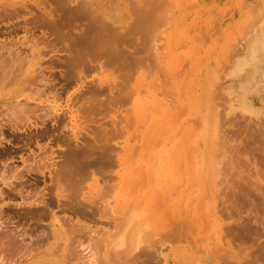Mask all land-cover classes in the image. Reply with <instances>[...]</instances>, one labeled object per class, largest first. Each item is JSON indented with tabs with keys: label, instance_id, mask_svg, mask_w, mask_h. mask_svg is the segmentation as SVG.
<instances>
[{
	"label": "rangeland",
	"instance_id": "obj_1",
	"mask_svg": "<svg viewBox=\"0 0 264 264\" xmlns=\"http://www.w3.org/2000/svg\"><path fill=\"white\" fill-rule=\"evenodd\" d=\"M7 1L11 2L10 0H0V4H1L0 5V62L2 59L5 60L3 56H5V55H6V57L10 56V53L11 52L13 53L15 50L16 51L20 50L19 52H21L20 53L21 55H23V54L26 55V53H28L29 55L32 53V55L30 56L31 57V60L29 61L30 64H29V66L25 65L24 66L25 69L17 67V66L15 68V66L11 65L12 63L10 62V60L7 59V61L10 62L8 64L11 65V67L8 66L9 68H11L10 70L7 67V71H9L8 74H6V76H4V70L3 71L0 70V77H2V78L5 77L0 82V88H2V90L0 91V128L2 127L1 128L2 131L0 129V132H2V134L0 133V153H6V155L8 154V157H9V158H5V156L0 157V170H1V172H0V174H1L0 175V186H1L0 189L2 188L3 191L4 190L6 191L9 188L8 185L5 184L6 182H8L6 180L8 178V180L10 182H13L15 184L19 183L23 187V192L26 195L31 190L32 191V192H30L31 196H33L37 193L38 195L36 194L35 196H33L34 198L35 197L37 198L41 195V194H39L42 192L41 190L44 189L42 192L43 197H50L51 198L52 197L51 194H53L54 192H56L58 190L56 184L52 183L53 181L55 182V178H54L55 176H53V175L55 173V169L58 168L57 162L63 158L62 156H60L61 153H58V154H56V153L62 152L65 149V145H62V143L60 144L59 142L56 143L55 137L57 135H60L61 131H62V134H64V133L66 135L69 134L70 131H68V129L70 127L73 128L76 125L77 126L76 129H74V128L73 129L76 131L80 130L81 133L82 132L84 133V132L88 131V128L92 127L91 125L100 126L99 125L100 123H104L106 121V123L108 122L109 127L106 126L108 128H106V127L105 128L109 129L111 127L110 129L115 130V132H113V135L114 136L120 135V137L122 139H121V141L119 140L117 142V146L119 145L121 148V149H119L120 151L118 150V148H119V146H118L113 152V155L115 156V158H114L115 163H113L114 165L111 167H107V168L101 167L102 169L100 168V170L103 173L100 170H98L99 172L98 173L95 172L96 175H91V177H88L86 183L84 184L85 186L83 185L84 189L82 188L83 189L82 195L84 196V198H82V199L80 198L79 201L82 202L83 204L84 203L86 204L91 215L86 217L88 220L85 218H83V220H82V218H79L78 220L80 223L76 222L79 225L78 227H76V230H75V228L72 229V228H69L68 226L67 227H65V226L61 227L62 225L59 226V223L56 222L52 217H49V218L45 217V218H43L44 220H42V222L39 220L35 221L32 219H30V220L24 219L22 214L19 212L23 213V211L27 207H25L26 205H23V204L21 206H19V203H21L22 200L19 197L15 199V197H17L19 194H16V193L14 194L13 190H11V192H10V188H9L7 190L8 193L9 194L12 193L11 195L15 196L12 200L8 201L7 195H6V198H5V196L1 195L3 197V200H4V198H5V200L4 201L0 200V205H2L1 206L2 209L0 208V218H2V219H0V238H1L0 239V264H10V263L11 264L12 263L13 264H60L61 262H62L61 264H73V263L74 264H79V263L84 264V262L87 263L88 260L90 262V263L88 262V264L93 263V260H95L93 264H105V263H107V262H105L107 260H108L107 264H110V263L114 264V262L116 264H127V263L128 264H136L138 262V260H139V262L137 264H140V262H141V264H161V262H159V261H162L163 264L165 263V261L167 264H247V263L251 264V261L253 262L252 264H264V250H262V249H264V248H262V247H264V214H262V213H264V210L258 211L260 209L258 204H257L258 205V208H257V206L255 207L254 205H251L248 202L239 204L236 202L235 199H234L235 203H232V202H234V201H232L233 198L228 197V195L226 196V194L225 195L222 194V191H221L222 188L220 187L221 185H224L222 180L224 181V179H225V181H227L231 177L232 174H230V173L228 174V172L233 173L232 168L233 167L236 168L235 164H233L234 166L232 168H230L231 170L229 169V166L226 167L227 166L226 162H225L226 164L223 163L225 165L224 166L225 168L222 167L223 166V164H222L221 175H225V176L224 177L220 176L224 179L220 178L222 180H219L218 182H220V183L222 182V183L219 186L220 183L217 182L218 185H215L216 184L215 181L211 180L212 178L205 175V172L203 171L204 162L201 161L204 158L203 157L204 154H205V157L206 156L210 157L209 155L211 153L218 151L219 144H220V146H219L220 150L224 151L221 143L223 144L224 141L230 142L234 139L233 140L234 144L239 143V145H240V143H241V146H242L241 149L239 148V145L237 146V148L240 152L244 146V149L242 150L243 153L238 152L239 154L237 153V155H240L241 158L243 156V158L246 159V161L247 160L249 161V166H247V167H248V169H250V171L254 175V176L252 175L251 179H252V181L255 180L256 183H259V185H258L259 187H255L256 190L258 188H260V190H261V192H257V193H262L259 196H264V151H261L262 149H260V146H262L261 145L262 142H258L256 140L255 143H252L253 145L249 146V145L245 144L244 142H241V141H243L244 138L238 137L239 132L237 133L238 135L237 134L233 135V133L230 129V128H232V125L227 124L228 125L227 126L225 124V122H226V120H224L225 118L223 117L224 118L223 119L220 116L221 114H223V112L220 113V115H219V111L221 112L222 110H224V104L219 103V102L223 101L221 95L223 94V92L225 93V90H223V92L220 90L223 89L224 87L221 86L222 87L221 88L219 86V88H218L219 91H217V88H215L216 85H220L222 83L221 85L224 84V86L226 87L225 88L226 92L228 90L230 91L231 87H232L231 90L235 91L233 93V95H235L237 92H239L238 91L239 87H236V86L237 85L240 86L238 83H240L241 76H237V78L239 79V82H238V79L236 78V76H233L231 74V70H232L231 66L234 63L233 59L235 58V56H236V58H238V56L240 55L238 52L241 50V47L239 44L240 41H242L241 39H245L246 38L245 35H249L248 33H251V31H252L251 29H253L252 26H254L253 23L256 22V20H257V19H253L255 12L253 13V11H251V10H253V8H254V11H255V9L257 8L256 9V12H257V10L264 8V5H262V3H264L262 1H264V0H178V1L168 0V3L165 0L163 5H162V8H164V9H162V10L166 11V12L168 10L170 12V18L171 19H168L169 24L167 23L165 25V23H164V25H161L162 28H161V26H160V28L156 27V30H154L155 28L151 31L149 29L148 30L146 29L147 33L150 31L149 33L151 34V36L149 35V33H148L149 36H146L147 33H145L146 31L143 30V31L139 32V34L137 33L138 35L133 36L132 37L133 39H131L132 41L130 40V42H129V45L131 43L133 46V47L131 46V48L136 49L135 47H138L137 48L138 51L133 50V49L132 50L136 51V53H139L140 56H142L141 53L144 50L146 51V52H143L144 54L142 53L144 56L147 53V55L145 57H143L144 60L148 56L146 59L147 61L145 60L146 61L145 65L137 70V72H136L137 76H134V79L130 82V87L131 86L135 87L137 90V93H138L136 96H134L135 101L132 99L133 97L129 98V100L131 101V106L129 103H125V102H124L125 104L124 103H115V104L109 105V106H108V104H106V107L112 106V107H110L111 110H108L110 108L106 109L105 106H102V108L100 107L103 110V112L101 109L98 110L99 111L98 114H97V110L95 111L96 115H99L100 112H102L99 115L100 117L98 116L99 118L98 117L95 118L96 115L94 114V112H92V113L90 112L89 113L90 116H89V114H88L89 111L83 112V113H82V111L81 112L75 111V109L74 108L72 109V107L70 105L73 101H70V100L74 99L73 97L75 95V91L77 93L82 88L81 86H83L86 83L85 81L88 82L92 78L100 79V80L104 79L103 80L104 82H105V79L107 82L109 80H112V82H114V79H116L117 81L116 80L115 81L117 83H120V82H118V79H120V78L119 77L116 78L117 75L115 73H117V72L110 70V69H112L110 66H109L110 69H108L109 67H107L106 65L104 66V68L102 67L103 70L101 72L100 70H98L99 68H96V65L97 64L99 65V63H97L98 61L97 62L95 61V63L93 62L95 67H94V65H92V63L90 64V68H92L91 70L88 69L90 72L88 70H86L87 69L86 68L84 70L82 69L83 72L81 70L80 74H78L79 73L78 71H77V73L73 72L70 74V76H71L70 81L71 82L74 83L76 80H78V81L76 82V84L74 83L73 85L69 86L66 89V91H64V93H63V90L60 91L63 93L62 94L63 98L59 99L60 101L55 99V98H50V99L47 98V94H43V93L39 94V93L35 92L33 87L36 86L34 84L39 83V81L36 79L39 75L41 76V74L39 72H42L44 70V68L48 65L47 63L49 62V60H48L49 57L53 58V59L55 58V57H53V55L55 54L54 52H55L56 48L59 47V49H61L63 45L60 47V45H61L60 43H57V44L55 43L56 45L59 44V46L58 47L55 46L53 48L55 50L53 52H51L53 50V49H50V48H52L51 47L52 45H50L51 40H49L51 37L47 36V34H44L46 32V30L44 31V33H42L43 31H41L39 26L33 24V22L29 23V21H28L31 19L33 14H35V10L37 13L38 12L37 10L40 9V6L43 7V4H42L43 2H41L42 0H20L23 3H19L20 6H19V4H18V6H17V4L15 5L16 7H18L19 10H17L18 11L17 13L14 12L13 15L3 14V12H4L3 9L5 7L6 8L9 7V9L12 8L9 5L7 6V4H8ZM95 1L98 2L99 5L103 9L107 5V10L110 13V15L112 16V14H113L115 16V18L120 22V24L123 23V21L126 19V15H125L126 13L125 12H126V10L128 11V9H129V6H127L128 9H126L127 3H129L130 6L132 5L131 6L132 8H133V6H135L132 2L133 0H130V1L127 0L126 3L123 2L124 0H120V1L119 0H95ZM112 1H113V3H112ZM121 1L123 2V4H121ZM172 1H175V2H172ZM187 1L188 2L190 1V2L188 3ZM185 3L186 4L188 3V4L185 5ZM3 4H5V5H3ZM39 4H40V6H39ZM245 4H247V5H245ZM23 5H26V6L28 5V7L27 8L21 7ZM33 5H35V6H33ZM131 7H130V9L132 10ZM33 8H36V9H33ZM181 8H184V9H181ZM174 9H175V11H174ZM213 9H214V11H213ZM212 11L214 12L213 14H211ZM173 13H174V15H173ZM217 13H219V14H217ZM124 15H125V17H124ZM172 15L175 17V19ZM255 15H256V13H255ZM247 16L250 17L251 19L248 18ZM249 20H251V21L254 20V22L253 21L251 22ZM251 24H252V26H251ZM32 26H33V28H32ZM248 27H249V30H251V31H248ZM250 27H252V28H250ZM243 29H245V31ZM246 31H248V32H246ZM240 32L244 38L241 36ZM242 32L243 33L246 32V33L243 34ZM32 33H33V35H32ZM218 33H220V34H218ZM25 35L29 39L31 38L30 36H32L33 39L31 38L29 40L28 38L23 37ZM205 35L207 37H205ZM236 35H238V36H236ZM21 36L23 38H21ZM39 36L43 37L44 39H42V38L40 39ZM203 36L205 39L203 38ZM148 37H151V38L148 39ZM190 37H191V39H189ZM143 39H145V40H143ZM146 39H148L149 42ZM151 39H153L155 42ZM234 39H235V41H234ZM237 39H240V40L238 41ZM40 40L42 42H40ZM43 40L46 43L45 42L43 43ZM203 40H204V42H203ZM48 41H50V43ZM46 44H47V46H46ZM48 44L50 46H48ZM62 44H64V43H62ZM190 44L193 47H189ZM53 45H54V43H53ZM150 45L152 47H149ZM64 46H66V45H64ZM227 46L228 47L231 46L229 48L230 49L232 48V49L229 51V48H227ZM18 47H20V48H18ZM29 47H31V48H29ZM145 47L148 50L144 49ZM195 47H197V49H195ZM17 48H18V50H17ZM28 48L31 50H29ZM140 49H142V50H140ZM151 49L152 50L155 49V50H153L154 52H152ZM233 49H235V51H238L235 55H234L235 52ZM47 51L49 53H44ZM56 52H59V50H57ZM61 52H63V51H61ZM151 53L154 55V59H152L153 56L150 55ZM154 53H158V54H154ZM28 54H27V56H28ZM38 54H40V55H38ZM46 54H48V55H46ZM56 54H59V53H56ZM156 55L158 56L157 57L158 59L156 58ZM221 56H222V59H221ZM159 58L161 59L160 61L164 63V67L166 66L165 69L163 68L164 69V70H162L163 72L160 71L162 68H161V64L159 63L160 62ZM226 58L228 60L230 59L229 61H231V62H228V60ZM231 58H232V60H231ZM151 59H152V61H150ZM154 60L156 62L158 61L159 65H160V70L156 69L157 71L159 70L158 72L156 71L157 75L159 73V79L157 78V81H156V78H154V77H153L154 80H151L152 76L155 75V73H153L154 74L153 75L151 71H155L154 68L155 67L157 68L156 65H158V64H156V62ZM236 60H235V62H236ZM7 61L5 64L6 66H7ZM43 62H46V63H43ZM147 62L148 63L150 62L151 65L154 62L155 64H153L152 66L154 67V65H155V67L153 68L149 64L150 67L153 69L148 68L149 65ZM43 65L45 66L44 68H43ZM147 65H148V67H147ZM229 65H230V71H228ZM35 68H36V71L34 70ZM145 68H146V70H145ZM147 68L149 70H151L150 75L152 74V76L147 75L149 73V72H147L148 71ZM12 69H15V71H13ZM57 69L61 70L60 72L62 74L59 73V70H57ZM11 70H12V73H11L12 75H10ZM46 70L47 69H45L44 71H46ZM52 70H54L53 72H54V74H56V77H54L55 79L62 78L61 77V75H63V72H62L63 68L62 67H61V69L59 67H57V68H53ZM225 70H227V72H224ZM48 71L50 74L51 73L50 69ZM55 71H57V72H55ZM112 71L115 73H113ZM176 71H178V72H176ZM13 72H14V74H13ZM174 72H176V73L174 74ZM208 73H210V74H208ZM222 73H223V75H222ZM118 74H120V73H118ZM173 74L175 75V77ZM218 74H219V76H218ZM146 76L147 77L149 76L150 78H147ZM169 76L171 78H169ZM207 76L210 78H208ZM215 76H217V78H214ZM12 77H14V78H12ZM39 77H38V79H39ZM79 77L81 79H78ZM145 77H146V79H144ZM211 77H212L213 81L211 80ZM222 77L224 80L222 79V81H221L220 78H222ZM206 78H208V80ZM229 78H231V80ZM233 78L237 79V82H235V79H233ZM26 79H28V80H26ZM185 79H187V80H185ZM217 79H219V81L216 84L214 82V80L216 81ZM141 80H143V81H141ZM144 80H145L146 84L144 83ZM158 80H159V82H158ZM83 81L85 83H83ZM242 81H243V79H242ZM107 82H105L106 85L109 84L111 86H115V85H112L111 81L108 83ZM116 82H114V84H117ZM161 82H163V83H161ZM168 82H170V83L166 84ZM177 82H179V83H177ZM211 82H212V84H211ZM82 83H83V85H81ZM131 83H134L135 86ZM137 83L139 86H136ZM153 83H155L156 85ZM159 83H161L162 86ZM3 84H4V86H3ZM158 84H159V86H158ZM165 84L173 86V88L170 86L165 87ZM213 84H214L213 88H215V89H213V88L212 89H213V91H215V93H214L215 95H213L212 90H210L211 87L213 86ZM231 84H233L234 86ZM1 86H3V87H1ZM155 86H157V87H155ZM58 87H60V85ZM79 87H80V89H79ZM143 87H144V89H143ZM167 87H169L170 89L169 88L167 89ZM31 88H32V91H31ZM155 89H156V91H155ZM163 90L165 92H163ZM182 90H184V91H182ZM168 91H169V93H167ZM209 92L210 93L212 92L211 95ZM171 93H172V95H171ZM179 93H181V94H179ZM194 93H195V97H194ZM216 93H218V94H216ZM220 93H222V94L220 95ZM162 94H164V96ZM167 94H168V96H167ZM227 94H228V92L226 94H224V95H226V98L229 96ZM184 96L186 98H184ZM192 96H193V99L191 98ZM202 96H204V98ZM219 97L221 100H219ZM229 97H233V96L230 95ZM217 98L219 101L217 100ZM172 99H173V102H172ZM163 100L165 101V104H164ZM184 100H185V102H184ZM196 100H197L198 104H195ZM62 101H63V103H62ZM181 101H182V104H180ZM200 101L202 103L199 104ZM262 101H264V96H260V97L258 96L256 98V102L259 103L258 104L259 107L264 105V102H262ZM166 102H168V103H166ZM151 103H152V105H151ZM160 103H162V104H160ZM122 104H124V105H122ZM148 104H149V106H148ZM186 104H188V105H186ZM192 104H195V105H192ZM49 105H53L55 107L56 111H50V109L48 108ZM198 105H200L201 107L200 108L197 107ZM177 106L178 107L181 106V107L178 108ZM186 106H187V109H185ZM118 107H120V108L117 111ZM160 107H161V109H160ZM174 107H176V108H174ZM239 107H242V106H239ZM173 108L175 111L173 110ZM18 109L20 111L22 110L21 115H20V113H19V115L17 114V116L15 114V116H14L15 118L11 115V118H10V115L8 114V113H10L9 111L13 110L15 112H18L17 111ZM105 109L107 111H105ZM148 109H150V110L148 111ZM73 110H74V112H73ZM122 110H124V111H122ZM216 110H218L217 111L218 117L223 119L224 122H222V120L220 118H218L216 115V117L219 119V120H217V118L215 117L216 112H214ZM13 111H11V113ZM108 111H109V113H108ZM77 112H79L77 115L80 117V120L82 119L81 121L86 120V123H85L86 126H85V124L81 125L79 123L81 121H79V119H78L79 117L76 115ZM179 112H181L183 114H181V116H179ZM47 113H48V117H46V121H44V125H40V124H42V123H39L40 116H44V114L47 115ZM80 113H82V114L80 115ZM130 113L132 116L130 115ZM91 114H93V115H91ZM175 114H177L178 116ZM67 115H69V116L67 117ZM145 115L147 117H145ZM19 116H21V119L23 118V122H21L22 123L21 125H23V128L15 129V127H13L11 125V121L14 122L15 120L13 121V119H16V117L18 118ZM105 116H107V117H105ZM172 116L178 117V121H177L176 117H175L176 118L175 119ZM12 117H13V119H12ZM76 117H78L77 120H75ZM131 118H132V120H131ZM87 119L89 120L88 122H87ZM104 119H106V120H104ZM108 119H109V121H108ZM122 119L124 121L126 120L129 124L126 121L124 122ZM98 120H99V122H98ZM34 121L36 124L34 123ZM60 121H61V123H60ZM84 121L82 123H84ZM115 121H117L118 124ZM215 121H217V125L218 124L220 125V123H222V124L224 123L225 124L224 126L225 127L227 126L226 128L228 129V131L226 132L227 129L226 128L224 129L225 132L228 133L227 135L224 134V130L221 131V128L222 129L224 128L223 126L222 127L218 126L220 128V130H218V132H217L218 127H217ZM218 121H220V123ZM251 121H253V119H251ZM37 123L39 124L38 126H37ZM67 123L70 125L67 126V128H66V126H64V125H66ZM226 123H228V122H226ZM28 124H30L31 126ZM254 124H255V122H254ZM34 125H36V126H34ZM117 126H119V127L121 126V127L120 128L118 127L119 129H117L116 128ZM162 126H163V128H162ZM214 126H215V129H214ZM257 126H259V123L257 124ZM260 126H261V124H260ZM209 127H210V129H209ZM228 127H230V128H228ZM42 128H44L48 131L41 133L43 131ZM204 129L206 130V132ZM116 130H117V132H116ZM208 130H209V132H208ZM36 131L39 133H37ZM164 131H165V133H164ZM219 131H221V132H219ZM88 132L91 133L90 131H88ZM88 132H86L87 135L85 133H84L85 135L83 133L81 134L80 132H77V133H78L79 137H81L83 135L87 138L89 135ZM137 132H138V134H137ZM46 133H48V135H45ZM192 133H194L196 136L193 135ZM218 133L221 135H219ZM34 134H36V135H34ZM65 134L63 136H66ZM158 134L161 137L158 136V138H157L155 136ZM212 134L214 137V138H212V140H214V142H213L214 144H210V145H213V147H209V145L207 144V141L205 143V140L207 139V137L209 135L212 136ZM217 134L220 137L224 134L223 137L225 139L222 142L217 141L215 138V136ZM230 134H231V136L233 135V137L235 135H237V138H236V136H235V138L231 137ZM73 135L74 134H72L71 136H73ZM113 135L111 134V142L113 141V137H114ZM131 135H132V137H131ZM162 135H165V136H162ZM228 135H229V137H228ZM83 136H82V139L85 138ZM201 136H203V137H201ZM218 136H217V139L219 138ZM225 136H227V138ZM67 138H69V137L67 136ZM198 138H200V139H198ZM229 138H231V140H229ZM109 139H110V137H109ZM239 139L240 140L242 139V140L240 141ZM152 140H153V142H152ZM161 140H163L164 142L161 143ZM200 140H201V142H198L199 144L198 143L196 144V142L200 141ZM218 140H220V138ZM109 142H107V140H106L105 144L108 145ZM201 143L202 144L204 143L205 145L203 144L201 147ZM215 144H217L218 146ZM215 146H217V149L215 148ZM46 147H47V149H46ZM48 147L49 148L51 147V149L57 151V152L51 154L52 156H55L52 159H49V155H50V152L53 150L48 149ZM205 147H207L208 150ZM250 147H251L250 151H252V153H250V151H249ZM38 148H41V150ZM210 148H212V150ZM135 149L136 150L138 149L139 151L138 150L135 151ZM59 150H61V151H59ZM253 150L255 152H253ZM45 151H46V155H48L47 157L45 156V154H43ZM132 151H133V153H132ZM213 155H215V153ZM260 155H261V157H260ZM181 157H182V160H184V161L180 160ZM213 157H215V156H213ZM40 158H41L42 163L43 162L46 163V161H47V164L48 163L50 164L52 162H56V163L55 164L53 163V165L51 164V167L49 166V168H46V166H45L44 170L46 169V171L43 170L44 173H42L40 171L38 172V170H33V169L29 173L28 172L25 173V166H27V164H29V163H33V166H34V163H35L34 161H36L37 163L41 162ZM196 158H197V160H196ZM47 159H49V160H47ZM155 160L158 161V163L155 162ZM192 160L193 161L195 160V161L193 162ZM4 163H8L10 165L12 163L13 166L16 165L17 171L14 170L12 172H9L8 170H6L7 171L6 172L3 169ZM157 166H158V168H157ZM103 169H105V170H103ZM223 169H225L224 173H226V174H223V171H222ZM228 169H229V171H228ZM21 170L23 172V174H21L22 176L20 174H19L20 177H18V175H12L13 173H18ZM47 170L48 171L51 170L53 172V175H50V172H48ZM153 170L154 171L157 170V171L154 172ZM158 170H160V171H158ZM95 171H97V169ZM248 171L249 170H247L246 172H248ZM152 172H154V173L152 174ZM202 172H204V175ZM158 173H159V175H158ZM143 174H144V176H143ZM200 174H201V176L203 175L205 177V179H204V177H200ZM248 174H249V172H248ZM104 175H106V177H104ZM227 175H229L230 177L227 178ZM13 176H17V178H15ZM51 176H53L52 177L54 179L53 181L50 179ZM4 177H5V179H4ZM91 179H93V180H91ZM103 180H105V181L103 182ZM25 181H26V183H25ZM255 181H254V183H255ZM110 182H111V184H110ZM113 183L116 185H119V188H120V191L117 193L116 197H114V200H111V203L109 205L110 207H112L111 211L114 214L110 213L111 211L108 210L110 207H108V206L105 207V209L108 208L106 213H105V212H103V211H105V210H103L105 205L102 206L103 207L102 208L101 205H103V204H100L101 202L99 203V201H100L99 197L101 196V194L99 195V191H100L101 187L105 188V189H106V187L107 188L112 187ZM23 184H25V185L23 186ZM114 184H113V186H114ZM53 185H54V187H52ZM106 185H110V186H106ZM218 186L221 188L220 190H219ZM253 186H257V185L254 184ZM48 187H49V189H48ZM224 187H225V185H224ZM224 187H223V189H224ZM38 189H39V191H38ZM193 189H195V190L193 191ZM50 190H53V192L50 193ZM216 190H219V191H216ZM224 191H226V190H224ZM224 191H223V193H225ZM257 191H259V190H257ZM32 193H34V194H32ZM44 193L47 195H45ZM3 194H4V192H3ZM57 194H59V193L57 192ZM54 195L55 194H53V197L51 200H56L55 203H57V200L59 197L57 198L56 195L55 196ZM95 195L97 196V198ZM102 195H104V194H102ZM222 196H224V197H222ZM124 198H127V199L130 198L131 202L133 201L132 205L136 206L137 208H140V206L143 204L142 209L140 208L141 209L140 211H143V212L145 211L143 213V218H149V217L151 219L153 218L152 220L150 219L151 221H153L154 219H158V222L160 223V224L157 223V226L159 225L158 228H156L158 231L155 228H152V229H155V231L154 230L153 231L155 233L157 232L158 235L162 234L160 236H156V237H158V239L160 237L162 238L165 236L168 239L170 238L169 240L166 239V237H165V239L163 238L164 240H162V239L158 240L156 237H154L153 242L156 238L157 242L160 241V243L158 242L157 247L155 245V247L151 248V249H150V247H152V246H150L148 248V250L150 249L149 251L146 250L147 248L145 249L148 252L149 256H148V254L146 255L143 252L144 249H142V250L140 249L141 254L143 252V255H141V256H140L139 250H136V251L132 250L133 252L130 251V253L138 252V256L136 255V258L135 257L133 258V254H132V256H131L132 259L129 258V255L127 254V252L125 254L126 256L121 255V257L117 253L118 258L119 257L120 258L128 257L126 260H125V258H124V260H122V259H116L115 258L116 257L115 252H117L118 249L115 250L114 247H113V249L115 251H112L113 250L112 248L111 249L109 248V251L106 250L108 248L104 249L106 244H107V247L112 245V242H110L111 244L109 243V246H108V242H106L107 238L108 237L110 238V236H108L107 238H104V239H106V240H104L106 243L104 241H102L103 240L102 238L106 236L105 230L109 231V229H110V231H109L110 233L107 232L108 235L109 234L111 235V233H112V235L115 234V232L113 233L112 228H113V224L115 223V221L118 220L120 215H122V213H123V212H121L122 208H120V206H121V203L123 202ZM262 198H264V197H260V199H262ZM14 199H15V201H14ZM60 199L62 200V197H60ZM159 199H161V201H159ZM167 199H168V201H167ZM164 200H166V201H164ZM39 201H42V199L40 198ZM93 201H94V203L97 202V205L99 206V208L95 207L97 205L93 204ZM160 202L163 204H160ZM261 202H260V204L264 205V199H262ZM135 203H137V204L135 205ZM13 204H14V206H13ZM15 204L16 205L18 204L17 207H15ZM57 204H59V203H57ZM244 204H245V207H242V205L244 206ZM42 205H43L42 203H36L33 206H30L29 209H33L34 211H38L39 209L42 208ZM22 206H24V207H22ZM89 206H91L90 209H89ZM93 206H94V208H98V209L101 208V210L96 209L97 210L96 211L93 208ZM238 206H240V207H238ZM252 206L254 207V209L252 208ZM260 207H261V205H260ZM61 208H63V207H58V206L54 207L53 211H57L56 216H61L64 214V213L59 212ZM15 210H17V212L20 215L17 214V212H15ZM33 210H31V211H33ZM249 210H251V211H249ZM254 210H255V212H254ZM91 212H93L94 216L92 215ZM107 212L110 213L109 216H108ZM256 212H257V214H256ZM259 212H261V213H259ZM14 213H16V215H14ZM5 214L6 215L8 214V215L6 216ZM11 214H12V216H10V218H9V215H11ZM64 215H66V214H64ZM254 215H255V217L257 216V219L254 217ZM19 216H22L21 219H19L20 218ZM12 217H14L15 219L14 218L11 219ZM75 219H74V221H75ZM238 219H239V221H238ZM85 222H86V224H84ZM169 223L174 225L173 227H170L173 230H174V228L177 229V227L179 225L180 226L183 225V232L186 233L185 235H188V236L183 235V239H182V236H174V238H173V235L171 234L173 232V230L171 231V233H169V231H170V228H169L170 224ZM184 223H185V225L188 224V226H184ZM245 223L247 224V226L249 228L252 226L250 228L251 230H247L248 227L246 226ZM249 223L251 226L249 225ZM80 224L82 226H84L82 229H81ZM244 225H245V227H244ZM85 226H86V229L88 228L86 231L84 230V232H86V233H84L82 231L83 229H85ZM89 226H90V229H89ZM233 226H234V228H233ZM184 227H186V229ZM227 227L229 230L224 229ZM229 227H231V228H229ZM242 227L245 229L246 232L243 231L244 229ZM166 228L167 229L169 228V230L166 231L167 230ZM187 228L189 229V231ZM236 228H238L237 230H239V229L240 230L237 231ZM252 228H253V230H252ZM4 229H6V230H4ZM181 229H182V226H181ZM66 230H67V232H66ZM179 230H180V228L178 230H174V231H179ZM76 231H78V232H76ZM102 231H104V232H102ZM249 231H251V232H249ZM56 232H57V234H56ZM92 232L94 234V235L92 234L93 237H92V235H90ZM95 232H97V233H95ZM154 232H152V233H154ZM183 232H182V234H184ZM235 232H237V233L235 234ZM243 232H244V234H243ZM103 233L105 235H103ZM155 233H154V235H155ZM167 233H169L168 236L164 235ZM246 234H247V236H246ZM1 235H4V236H1ZM88 235H89V237H88ZM154 235H152V236H154ZM190 235H192V236H190ZM240 236H242V237H240ZM22 237H23V239H22ZM70 237H71V239H70ZM81 237H82V239H81ZM111 237H113V236H111ZM171 237L173 238L174 241L171 239ZM236 237H238V238H236ZM96 238H97V240H96ZM109 238H108V241L113 240L112 238H110V239ZM179 239L181 241H179ZM98 240H101L102 242L98 241ZM166 240L168 242H166ZM65 241H67L68 243L70 242L69 244L70 245L72 244L71 246L72 247L74 246L73 248L74 249L76 248L77 251H76V249H75V251L71 250L70 249L71 246H68L69 244ZM2 242H4V243H2ZM10 242L12 244H10ZM61 242H62V244H61ZM7 243H9V244L7 245ZM24 243L26 246L24 245ZM29 243H31V244H29ZM163 243L165 245H163ZM168 243H170V245L171 244L172 245L169 246ZM21 244H23L24 247H22L23 245H21ZM93 244H95V245H93ZM102 244H104V247ZM155 244H156V242H155ZM11 245H12V247H11ZM28 245H29V247H28ZM33 246L35 247V249L32 248ZM64 246H65V248H64ZM94 246L96 248L98 247V249H95ZM112 246H110V247H112ZM21 248H22V250H21ZM56 248H58L57 251L55 250ZM79 248L81 249V251H83L82 249L86 248L85 252H87V256L89 254H90V256L86 257V253L80 254L81 251L79 250ZM93 248H94L95 252H94ZM100 248H101V251H100ZM155 248H157V251H155V252H159L161 258L159 257V254H156L155 252H153L154 250H156ZM152 249H154V250H152ZM19 250H20V253H19ZM78 250H79V253H78ZM165 250H167V252ZM66 251H68V252H66ZM71 251L76 252V253L72 254ZM164 251L167 253V256L165 255L166 258H164L165 257ZM149 252H151V253H149ZM6 253H8V254H6ZM70 253H71V255H70ZM113 253H115V254L113 255ZM153 253L156 254V256ZM5 254H6V256H5ZM36 254H37V256H36ZM74 254H75V258H74ZM76 254H78V255H76ZM67 255H69L70 257L72 256L73 260H72V257L69 258V256H67ZM79 255H81V256L83 255V256L81 257ZM110 255H111V257H110ZM27 257H29V258H27ZM90 257H92L91 261L89 259ZM156 257L159 261L156 259ZM85 258H88V259H85ZM136 259H137V261H136ZM100 260H103V261H101L102 263L100 262ZM109 260L111 261L110 263H109ZM119 260H121V263ZM144 260L146 261V263ZM195 260H196V262H195ZM81 261H83V262H81ZM157 262H159V263H157Z\"/></svg>",
	"mask_w": 264,
	"mask_h": 264
},
{
	"label": "bare ground",
	"instance_id": "obj_2",
	"mask_svg": "<svg viewBox=\"0 0 264 264\" xmlns=\"http://www.w3.org/2000/svg\"><path fill=\"white\" fill-rule=\"evenodd\" d=\"M11 2H9V1H7L8 2V4H7V6L9 5L10 7H12L11 9H9V7L8 8H4L3 9V14H7V15H13L14 14V12L15 13H17L18 11L17 10H19L18 9V7H16L15 5L17 4V6H18V4L19 3H23V2H21L20 0H10ZM120 1V0H119ZM126 1L127 0H124L123 2L124 3H126ZM130 1V0H129ZM135 1V2H134ZM164 1L165 0H133L132 2H133V4L135 5V6H133V8L130 6V4L129 3H127V5H126V7L127 6H129V9H128V7L126 8V9H128V11L126 10V19L123 21V23H121L120 24V22L115 18V16L112 14V16L110 15V13L108 12V10H107V5H106V7L103 9L100 5H99V3L98 2H96L95 0H42L41 2H43L42 4H43V7H41L40 6V4H39V6H40V9H38L37 11V13H36V10H35V14H33V16L31 17V19L30 20H28L29 21V23L30 22H33V24H35V25H37V26H39V28L41 29V31H43L42 33H44V31L46 30V32L44 33V34H47V36H49V37H51L49 40H51V43H50V41H48L49 43H50V45H52L51 47L52 48H50V49H53L55 46H59V44L58 45H56L57 43H60L61 45H60V47L63 45H66V46H62V50L61 49H59V47L58 48H56V50L55 49H53L51 52H53L54 50H55V54L53 55V57H55L54 59L53 58H48V60H49V62L47 63L48 65L45 67L44 65H43V68H44V70L45 69H47L46 71H42V72H39L40 74H41V76L39 77V79H38V77L36 78L38 81H39V83H37V84H34V85H36L35 87H33L34 88V91L35 92H37V93H43V94H47V98H55V99H57V100H59V99H61V98H63L62 96V94L64 93V91H66V89L69 87V86H71V85H73L74 83L76 84V82L78 81V80H74L75 82L73 83V82H71L70 81V78H71V76H70V74L71 73H77V71L79 72L78 74H80V71L83 69H86V70H88V69H92V68H90V64L92 63V65H94L93 64V62L95 63V61L97 62V63H99V65L97 64L96 65V68H99L98 70H100L101 72H102V70H103V68H104V66L106 65L107 67H111L112 69H110V67L108 68V69H110V70H113V71H116L117 73H115V72H113V73H115L117 76H116V78L117 77H119L120 79H118V82H120V83H117L116 81V79H114V82H116L117 84H114V82H112V80H109L108 82H112V85H115V86H111V85H109V84H107L106 85V83L105 82H107L106 81V79H105V82L101 79H95V78H92V79H90L88 82L87 81H83V83H85L84 85H83V83L81 84V85H83V86H81L82 88L80 89V87H79V91L76 93V91H75V95H74V99L73 100H70V101H73L70 105H71V107H72V109L74 108L75 109V111H79V112H81L82 111V113L83 112H88V114L91 112H94V114L96 113L95 111L97 110V114H98V110H100L101 108H102V106H105L106 107V104H108V106L109 105H113V104H115V103H129L130 104V106H131V101L129 100V98L130 97H133L132 99L135 101V98H134V96H136L138 93H137V90H136V88L135 87H133V86H131L130 87V82L134 79V76H137L136 75V72H137V70L139 69V68H141L142 66H144L145 65V62L147 61L146 59H147V57H146V61L144 60V58L143 57H145L146 55H147V53L145 54V56L143 55L144 53L143 52H146L145 50L141 53V55L142 56H140L139 55V53H136V51H133V50H137V48L138 47H135L136 49H134V48H131V46H132V44L130 43V45H129V42H130V40L131 39H133L132 37L133 36H136V35H138L139 34V32H141V31H146V29L148 30H153L154 28V30H156V27L157 28H160V26L161 25H164V23H165V25L168 23L169 24V22H168V19H171L170 18V12L167 10V12L166 11H163L162 9H164V8H162V5H163V3H164ZM175 1H178V0H175ZM175 1H172V2H175ZM2 2V1H1ZM6 2V1H5ZM4 2V3H5ZM101 2V1H100ZM123 2L121 1V4H123ZM166 2L168 3V0H166ZM188 2V1H187ZM190 2V1H189ZM188 2V3H189ZM262 2H264V1H262ZM3 3V2H2ZM105 3V2H104ZM112 3H113V1H112ZM187 3V4H188ZM186 3H185V5H187ZM1 5V4H0ZM3 5H5V4H3ZM22 5V4H21ZM29 5V4H28ZM28 5L26 6V5H23V6H21V7H24V8H27L28 7ZM109 5V4H108ZM168 5V4H167ZM172 5V4H171ZM245 5H247V4H245ZM252 5V4H251ZM250 5V6H251ZM262 5H264V3H262ZM19 6H20V4H19ZM33 6H35V5H33ZM49 6V7H48ZM169 6V5H168ZM249 6V7H250ZM47 7V8H46ZM109 7V6H108ZM130 7L132 8V10L130 9ZM167 7V6H166ZM190 7V6H189ZM188 7V8H189ZM245 7V6H244ZM32 8V7H31ZM30 8V9H31ZM247 8V7H246ZM33 9H36V8H33ZM170 9V8H169ZM181 9H184V8H181ZM212 9V8H211ZM248 9V8H247ZM252 9V8H251ZM257 9V8H256ZM256 9H255V11H254V8H253V10H251V11H253V13L255 12L256 13V15H255V13H254V16H253V19H257L256 20V22H254V20H252L254 23H253V25L254 26H252V24H251V26L253 27V29H251V30H249V27H248V31H251V33H248L249 35H245V39H241L242 41H240V47H241V50L238 52V51H235V49H233L234 50V55L238 52L240 55L238 56V58H236V56H235V58L237 59H233V64H232V70H231V74L233 75V76H236V78H237V76H241V79H240V83H238L240 86H236V87H239V92H237L235 95H233V93L235 92L234 90H231L232 89V87H231V89H230V91L228 90L227 92H228V94L227 95H232L233 97H227L226 98V95H224V94H226L227 92H226V87L224 86V84L223 85H216L217 84V82L219 81V79H217L216 81L214 80V82L216 83H214L216 86H215V88H217V91H219V86L221 87H224L223 89H221L220 91H222L223 92V90H225V93L223 92V94L222 93H220V95L222 96V100L224 101H221V102H219V103H221V104H224V110H222L221 112L219 111V115H220V113H222L223 112V114H221L220 116L224 119V120H226V122H228V123H226L225 122V124L227 125H229V124H231L232 125V128H230V127H228V128H230L231 129V131H232V133H233V135L234 134H237L238 132H239V135H238V137H243L242 139H243V141H241L240 139V141L241 142H244L245 144H247V145H249V146H251V145H253L252 143H255L256 142V140L258 141V142H262V146H260V149H262L261 151H264V105H262L261 107H259V103L258 102H256V98L259 96H264V8H262V9H260V10H257V12H256ZM173 10V9H172ZM177 10V9H176ZM204 10V9H203ZM246 10V9H245ZM250 10V9H249ZM248 10V11H249ZM114 11V10H113ZM125 11V10H124ZM174 11H175V9H174ZM173 11V12H174ZM213 11H214V9H213ZM212 11V13L211 14H213L214 12ZM247 11V12H248ZM31 13V12H30ZM33 13V12H32ZM206 13V12H205ZM252 13V12H251ZM116 14V13H115ZM217 14H219V13H217ZM125 15H124V17H125ZM173 15H174V13H173ZM172 15V16H173ZM176 15V14H175ZM247 15V14H246ZM249 16V15H248ZM247 16V17H248ZM252 16V15H251ZM174 17V16H173ZM197 18V17H196ZM218 18V17H217ZM248 18H250V17H248ZM174 19H175V17H174ZM215 19V18H214ZM251 19V18H250ZM183 20V19H182ZM248 20V19H247ZM246 20V21H247ZM249 21H251V20H249ZM251 21V22H252ZM250 22V23H251ZM28 23V22H27ZM219 23V22H218ZM197 24V23H196ZM216 24V23H215ZM246 24V23H245ZM248 24V23H247ZM241 25V24H240ZM249 25V24H248ZM36 26V27H37ZM35 27V26H34ZM247 27V26H246ZM252 27H250V28H252ZM32 28H33V26H32ZM161 28H162V26H161ZM243 28V27H242ZM245 28V27H244ZM241 29V28H240ZM244 31H245V29H243ZM247 30V29H246ZM19 31V30H18ZM37 31V30H36ZM149 31V32H150ZM207 31V30H206ZM248 31H246V32H248ZM148 32V33H149ZM156 32V31H155ZM245 32V33H246ZM41 33V32H40ZM39 33V34H40ZM41 33V34H42ZM138 33V34H137ZM145 33H147V31L145 32ZM144 33V34H145ZM148 33H147V35L146 36H151V34L149 33V35H148ZM243 33V32H242ZM245 33H243V34H245ZM28 34V33H27ZM43 34V35H44ZM168 34V33H167ZM166 34V35H167ZM218 34H220V33H218ZM240 34H241V32H240ZM30 35V34H29ZM32 35H33V33H32ZM42 35V36H43ZM38 36V35H37ZM195 36V35H194ZM236 36H238V35H236ZM241 36H242V34H241ZM23 37H26V35L25 36H23ZM22 36H21V38H23ZM31 38H32V36H30ZM36 37V36H35ZM44 37V36H43ZM43 37H40L39 36V38L41 39H44ZM193 37V36H192ZM205 37H207L206 35H205ZM243 37V36H242ZM26 38H28V37H26ZM25 38V39H26ZM30 38V39H31ZM38 38V37H37ZM38 38V39H39ZM47 38V37H46ZM45 38V39H46ZM147 38V37H146ZM149 38H151V37H148V39ZM154 38V37H153ZM203 38H204V36H203ZM233 38V37H232ZM238 38V37H237ZM244 38V37H243ZM29 39V38H28ZM29 39V40H30ZM33 39V38H32ZM37 39V40H38ZM137 39V38H136ZM148 39H146L148 42H149V40ZM189 39H191V37L189 38ZM205 39V38H204ZM22 40V39H21ZM36 40V39H35ZM143 40H145V39H143ZM151 40H153V39H151ZM238 41L240 40V39H237ZM19 41V40H18ZM23 41V40H22ZM32 41V40H31ZM47 41V40H46ZM132 41V40H131ZM142 41V40H141ZM154 41V40H153ZM207 41V40H206ZM234 41H235V39H234ZM17 42V41H16ZM25 42V41H24ZM23 42V43H24ZM28 42V41H27ZM40 42H42L41 40H40ZM45 41L43 40V43H44ZM155 42V41H154ZM162 42V41H161ZM203 42H204V40H203ZM30 43V42H29ZM28 43V44H29ZM33 43V42H32ZM46 43V42H45ZM53 43H54V45H53ZM56 43V44H55ZM62 43H64V44H62ZM151 43V42H150ZM149 43V44H150ZM27 44V43H26ZM34 44V43H33ZM40 44V43H39ZM232 44V43H231ZM242 44V45H241ZM24 45V44H23ZM49 44H48V46H50ZM141 45V44H140ZM144 45V44H143ZM234 45V44H233ZM30 46V45H29ZM46 46H47V44H46ZM155 46V45H154ZM232 46V45H231ZM231 46H229V47H231ZM238 46V45H237ZM133 47V46H132ZM144 47V46H143ZM149 47H152L151 45L149 46ZM189 47H193V46H191V44H190V46ZM228 46H227V48H229ZM236 47V46H235ZM234 47V48H235ZM18 48H20V47H18ZM18 48H17V50H18ZM29 48H31V47H29ZM28 48V49H29ZM33 48V47H32ZM140 48V47H139ZM24 49V48H23ZM133 49V50H132ZM144 49H146V47L144 48ZM158 49V48H157ZM195 49H197V47H195ZM232 49V48H231ZM230 48H229V51L231 50ZM237 49V48H236ZM29 50H31V49H29ZM44 50V49H43ZM57 50H59V52H56ZM140 50H142V49H140ZM146 50H148V49H146ZM152 50V49H151ZM153 50H155V49H153ZM152 50V52H154ZM238 50V49H237ZM11 51V50H10ZM20 50H18V51H14L13 53L11 52H9L10 53V56H7L6 57V55L5 56H3L4 57V59L5 60H1V62H0V70L1 71H3L4 70V76H6V74H8V72L9 71H7V67L8 66H10L11 67V65L12 66H15V68H16V66L17 67H20V68H24V66L25 65H27V66H29V64H30V60H31V55H32V53L29 55L28 53H26V55L25 54H23V55H21L20 53L21 52H19ZM61 51H63V52H61ZM138 51V50H137ZM193 51V50H192ZM17 52V53H16ZM28 52V51H27ZM62 54H61V53ZM232 52V51H231ZM23 53V52H22ZM42 53V52H41ZM44 53H49L48 51L47 52H44ZM43 53V54H44ZM56 53H59V54H56ZM229 53V52H228ZM12 54V55H11ZM27 54H28V56H27ZM53 54V53H52ZM154 54H158V53H154ZM38 55H40V54H38ZM46 55H48V54H46ZM150 55H152L153 56V58L152 59H154V55L151 53ZM229 55V54H228ZM233 55V56H234ZM13 56V57H12ZM50 56V55H49ZM151 56V57H152ZM227 56V55H226ZM9 57V58H8ZM158 56L156 55V58H157ZM228 57V56H227ZM155 58V59H156ZM7 59L8 60H10V62L12 63L11 65L10 64H8V63H10L9 61H7ZM33 59V58H32ZM152 59L150 60V61H152ZM158 59V58H157ZM184 59V58H183ZM182 59V60H183ZM221 59H222V56H221ZM227 59V58H226ZM225 59V60H226ZM149 60V59H148ZM161 59L159 58V61H160ZM181 60V61H182ZM228 60V59H227ZM230 60V59H229ZM228 60V62H231V61H229ZM231 60H232V58H231ZM235 60H236V62H235ZM6 61H7V66L5 65L6 64ZM43 61V60H42ZM155 61V60H154ZM166 61V60H165ZM3 62V63H2ZM5 62V63H4ZM41 62V61H40ZM156 62V61H155ZM180 62V61H179ZM227 62V63H228ZM20 65H19V64ZM43 63H46V62H43ZM42 63V64H43ZM148 63V62H147ZM159 63L161 64V70H160V65H159ZM158 63V61L156 62V64H158V65H156L157 66V68L155 67V65H154V67L152 66L153 64H155L154 62L152 63V65H151V63L149 62L148 63V65L150 64L153 68H154V70L155 71H151V70H149L148 68H151L150 67V65H149V67H148V65H147V72H149L147 75H149V76H152V74L153 73H155V75L154 76H152V78L154 77V78H156V81H157V78L159 79V73H158V75L156 74V69H159L160 71H162V70H164L165 69V67H164V63L163 62H159ZM222 64V63H221ZM19 65V66H18ZM225 65V64H224ZM183 66V65H182ZM223 66V65H222ZM57 67H59L60 69H61V67L63 68V70H62V72H63V75H61V77L62 78H60V79H55L54 77H56V74H54V70H52L53 68H57ZM94 67H95V65H94ZM103 67V68H102ZM159 67V68H158ZM227 67V66H226ZM37 68V67H36ZM36 68L34 69L35 71H36ZM102 68V69H101ZM153 68H151V69H153ZM164 68V69H163ZM8 69L10 70L11 68H9L8 67ZM25 69V68H24ZM50 69V74H49V70ZM167 69V68H166ZM226 69V68H225ZM13 71H15V69H12ZM12 70H11V72H10V75H12L11 73H12ZM56 70V69H55ZM57 70H59V69H57ZM83 70H82V72H83ZM106 70V69H105ZM145 70H146V68H145ZM158 70V71H159ZM180 70V69H179ZM222 70V69H221ZM18 71V70H17ZM20 71V70H19ZM61 70H59V73H61L60 72ZM89 71V70H88ZM150 71L152 72V74L150 75ZM157 71V72H158ZM166 71V70H165ZM170 71V70H169ZM168 71V72H169ZM228 71H230V65H229V70ZM46 72V73H45ZM55 72H57V71H55ZM86 72V71H85ZM90 72V71H89ZM163 72V71H162ZM176 72H178V71H176ZM176 72H174V74L176 73ZM224 72H227V70H225ZM3 73V72H2ZM21 73V72H20ZM19 73V74H20ZM38 73V72H37ZM111 73V72H110ZM118 73H120V74H118ZM13 74H14V72H13ZM16 74V73H15ZM18 74V73H17ZM58 74V73H57ZM62 74V73H61ZM77 74V75H78ZM112 74V73H111ZM144 74V73H143ZM142 74V75H143ZM164 74V73H163ZM173 74V75H174ZM184 74V73H183ZM208 74H210V73H208ZM76 75V74H75ZM86 75V74H85ZM113 75V74H112ZM170 75V74H169ZM172 75V74H171ZM222 75H223V73H222ZM9 76V75H8ZM7 76V77H8ZM87 76V75H86ZM85 76V77H86ZM144 76V75H143ZM147 77V78H150V77ZM161 76V75H160ZM163 76V75H162ZM183 76V75H182ZM209 76V75H208ZM207 76V77H208ZM218 76H219V74H218ZM227 76V75H226ZM10 77V76H9ZM88 77V76H87ZM100 77V76H99ZM112 77V76H111ZM133 77V78H132ZM146 77L144 78V79H146ZM168 77V76H167ZM174 77H175V75H174ZM225 77V76H224ZM228 77V76H227ZM2 77H0V82H1V80H3L5 77H3L2 79H1ZM12 78H14V77H12ZM11 78V79H12ZM28 78V77H27ZM35 78V77H34ZM101 78V77H100ZM113 78V77H112ZM115 78V77H114ZM151 78V80H154V78L152 79ZM164 78V77H163ZM169 78H171L170 76H169ZM187 78V77H186ZM208 78H210V77H208ZM208 78H206L207 80H208ZM214 78H217V76H215ZM219 78V77H218ZM232 78V77H231ZM231 78H229L230 80H231ZM35 79V80H36ZM78 79H81L80 77L78 78ZM83 79V78H82ZM162 79V78H161ZM160 79V80H161ZM221 79V81H222V79H223V77L222 78H220ZM233 79H235V78H233ZM232 79V80H233ZM238 79V78H237ZM237 79H235V82H237ZM242 79H243V81H242ZM8 80V79H7ZM26 80H28V79H26ZM34 80V81H35ZM116 80V81H115ZM126 80V81H125ZM168 80V79H167ZM172 80V79H171ZM170 80V81H171ZM185 80H187V79H185ZM184 80V81H185ZM211 80H212V77H211ZM224 80V79H223ZM140 81V80H139ZM141 81H143V80H141ZM155 81V82H156ZM164 81V80H163ZM176 81V80H175ZM213 81V80H212ZM220 81V82H221ZM107 82V83H108ZM149 82V81H148ZM147 82V83H148ZM153 82V81H152ZM158 82H159V80H158ZM172 82V81H171ZM234 82V81H233ZM238 82H239V79H238ZM51 83V84H50ZM144 83H145V80H144ZM161 83H163V82H161ZM161 83H159L160 85H161ZM170 82H168V83H166V84H169ZM173 83V82H172ZM177 83H179V82H177ZM228 83V82H227ZM131 84H133L134 85V83H131ZM143 84V83H142ZM146 84V83H145ZM144 84V85H145ZM149 84V83H148ZM147 84V85H148ZM153 84H155V83H153ZM159 84H158V86H159ZM165 84V87L166 86H170V85H166ZM176 84V83H175ZM191 84V83H190ZM195 84V83H194ZM211 84H212V82H211ZM214 84H213V86L211 87V89L210 90H212V94L213 95H215L214 93H215V91H213V89H215V88H213L214 87ZM219 84V83H218ZM235 84V83H234ZM33 85V86H34ZM60 85V87H58ZM156 85V84H155ZM185 85V84H184ZM231 85H233V84H231ZM3 86H4V84H3ZM3 86H1V87H3ZM107 88H106V87ZM135 86V85H134ZM136 86H139L138 85V83H137V85ZM162 86V85H161ZM191 86V85H190ZM234 86V85H233ZM117 87V88H116ZM155 87H157V86H155ZM170 87H172L173 88V86H170ZM235 87V88H236ZM47 88V89H46ZM150 88V87H149ZM164 88V87H163ZM169 87H167V89H168ZM171 88V89H172ZM194 88V87H193ZM213 88V89H212ZM46 89V90H45ZM131 89V90H130ZM143 89H144V87H143ZM142 89V90H143ZM170 89V88H169ZM176 89V88H175ZM2 90V88H0V91ZM63 90V93L62 92H60V91H62ZM77 90V89H76ZM147 90V89H146ZM194 90V89H193ZM31 91H32V88H31ZM155 91H156V89H155ZM182 91H184V90H182ZM181 91V92H182ZM139 92V91H138ZM160 92V91H159ZM163 92H165L164 90H163ZM162 93V92H161ZM167 93H169V91L167 92ZM210 93V92H209ZM211 93H210V95H211ZM74 94V93H73ZM159 94V93H158ZM179 94H181V93H179ZM216 94H218V93H216ZM163 96H164V94H162ZM171 95H172V93H171ZM170 95V96H171ZM175 95V94H174ZM157 96V95H156ZM167 96H168V94H167ZM177 96V95H176ZM217 96V95H216ZM194 97H195V93H194ZM203 98H204V96H202ZM46 98V99H47ZM184 98H186L185 96H184ZM192 99H193V96L191 97ZM165 99V98H164ZM174 99V98H173ZM173 99H172V102H173ZM183 99V98H182ZM196 99V98H195ZM194 99V100H195ZM127 100V101H126ZM129 100V101H128ZM198 100V99H197ZM197 100H196V102H195V104H198L197 103ZM217 100H218V98H217ZM219 100H221L220 99V97H219ZM218 100V101H219ZM50 101V100H49ZM60 101V100H59ZM164 101V100H163ZM187 101V100H186ZM191 101V100H190ZM155 102V101H154ZM153 102V103H154ZM177 102V101H176ZM184 102H185V100H184ZM262 102H264V101H262ZM62 103H63V101H62ZM70 103V102H69ZM124 103V104H125ZM166 103H168V102H166ZM175 103V102H174ZM180 103V102H179ZM200 103H202L201 101L199 102V104ZM218 103V104H219ZM50 104V103H49ZM67 104V103H66ZM79 104V105H78ZM124 104H122V105H124ZM160 104H162V103H160ZM164 104H165V101H164ZM180 104H182V101H181V103ZM195 104H192V105H195ZM117 105V104H116ZM151 105H152V103H151ZM150 105V106H151ZM156 105V104H155ZM154 105V106H155ZM171 105V104H170ZM186 105H188V104H186ZM190 105V104H189ZM202 105V104H201ZM115 106V105H114ZM148 106H149V104H148ZM160 106V105H159ZM179 106V105H178ZM177 106V107H178ZM182 106V105H181ZM180 106V107H181ZM203 106V105H202ZM239 106H242V107H239ZM77 107V108H76ZM101 107V108H100ZM110 107H112V106H110ZM110 107H106V109L107 108H110ZM117 107V106H116ZM126 107V106H125ZM180 107H178V108H180ZM185 107V106H184ZM197 107H201L200 105H198ZM220 107V106H219ZM48 108L50 109V111H56V109H55V107L53 106V105H49L48 106ZM120 107H118L117 108V111H118V109H119ZM130 108V107H129ZM172 108V107H171ZM174 108H176V107H174ZM174 108H173V110H174ZM105 109V111H107ZM122 109V108H121ZM120 109V110H121ZM128 109V108H127ZM160 109H161V107H160ZM182 109V108H181ZM185 109H187V106H186V108ZM102 110V109H101ZM108 110H111V108L110 109H108ZM150 109H148V111H149ZM193 110V109H192ZM198 110V109H197ZM11 111H13V110H11ZM11 111H9L10 113H8L9 115H10V118H11V115L14 117L15 116V114H16V116H17V114L19 115V113H20V115H21V111L18 109L17 111L18 112H15V111H13L12 113H11ZM104 111V112H105ZM122 111H124V110H122ZM128 111V110H127ZM175 111V110H174ZM185 111V110H184ZM196 111V110H195ZM217 111L218 110H216V111H214V112H216L217 113ZM73 112H74V110H73ZM72 112V113H73ZM79 112H77L76 113V115L79 113ZM102 112H103V110H102ZM102 112H100V114L102 113ZM115 112V111H114ZM113 112V113H114ZM129 112V111H128ZM71 113V114H72ZM82 113H80V115L82 114ZM108 113H109V111H108ZM111 113V112H110ZM121 113V112H120ZM174 113V112H173ZM178 113V112H177ZM215 113V117H216V115H217V117H218V113L216 114ZM86 114V113H85ZM99 114V115H100ZM181 114H183V113H181V112H179V116H181ZM23 115V114H22ZM66 115V114H65ZM91 115H93V114H91ZM96 115V114H95ZM99 115H96L95 116V118L96 117H98ZM130 115H131V113H130ZM172 115V114H171ZM170 115V116H171ZM175 115H177V114H175ZM51 116V115H50ZM69 115H67V117H68ZM78 116V115H77ZM89 116H90V114H89ZM122 116V115H121ZM132 116V115H131ZM178 116V115H177ZM200 116V115H199ZM13 117H12V119H13ZM46 117H48V113H47V115H45L44 114V116H40V121H39V123H42V124H40V125H44V121H46ZM63 117V116H62ZM79 117V116H78ZM78 117H76L75 118V120H77V118ZM100 117V116H99ZM98 117V118H99ZM105 117H107V116H105ZM111 117V116H110ZM123 117V116H122ZM145 117H147L146 115H145ZM144 117V118H145ZM173 117V116H172ZM176 116H174L173 118H175ZM214 117V116H213ZM216 117V118H217ZM15 118V117H14ZM29 118V117H28ZM90 118V117H89ZM88 118V119H89ZM121 118V117H120ZM119 118V119H120ZM177 118V121H178V117H176ZM175 118V119H176ZM218 118H220V117H218ZM217 118V120H219ZM249 118V119H248ZM58 119V118H57ZM79 119V121H81L80 120V117L78 118ZM85 119V118H84ZM87 119V122L90 120H88ZM193 119V118H192ZM195 119V118H194ZM199 119V118H198ZM221 119V118H220ZM223 119H221L222 120V122H224L223 121ZM251 119H253V121H251ZM10 120V119H9ZM8 120V121H9ZM15 120V121H14ZM62 120V119H61ZM97 120V119H96ZM101 120V119H100ZM104 120H106V119H104ZM123 120V119H122ZM129 120V119H128ZM131 120H132V118H131ZM135 120V119H134ZM146 120V119H145ZM171 120V119H170ZM173 120V119H172ZM215 120V119H214ZM220 120V121H221ZM11 121V120H10ZM13 121L14 122H12L11 121V125L13 126V127H15V129H21V128H23V125H21L22 123L21 122H23V118L21 119V116H19L18 118L16 117V119H13ZM72 121V120H71ZM78 121V122H79ZM84 121V120H83ZM83 121H81V122H79L81 125L82 124H85L86 123V120L84 121V123H82ZM108 121H109V119H108ZM111 121V120H110ZM124 121V120H123ZM126 121V120H125ZM124 121V122H125ZM176 121V120H175ZM176 121V122H177ZM207 121V120H206ZM220 121H218L219 123H220ZM91 122V121H90ZM98 122H99V120H98ZM115 122H117V121H115ZM121 122V121H120ZM119 122V123H120ZM127 122V121H126ZM133 122V121H132ZM146 122V121H145ZM169 122V121H168ZM216 122V125H217V121H215ZM252 124H251V123ZM254 122H255V124H254ZM34 123H35V121H34ZM60 123H61V121H60ZM64 123V122H63ZM69 123V122H68ZM67 123V124H68ZM128 123V122H127ZM250 123V124H249ZM259 123V126H257V124ZM33 124V123H32ZM36 124V123H35ZM64 125V126H66V128H67V126H69L70 124H68V125ZM79 124V125H80ZM88 124V123H87ZM117 124H118V122H117ZM129 124V123H128ZM143 124V123H142ZM146 124V123H145ZM198 124V123H197ZM207 124V123H206ZM224 123L222 124V123H220V125L218 124L217 125V127L219 126V127H224L223 129L221 128V131H223L226 127L224 126L225 125ZM260 124H261V126H260ZM28 125H30V124H28ZM39 124L37 123V126H38ZM100 126H96V125H91L92 127H90V128H88V131H90L91 133H89L88 131H86V132H88V137L86 138L85 136H83V137H85L84 139H82V136L81 137H79L78 136V133L77 132H80L81 133V131L79 130H74V129H76V125H75V127H68L69 129H68V131H70V133L69 134H65L66 136H63L64 134H62V131L60 132L61 134L60 135H57L56 137H55V141H56V143L57 142H59L60 144L62 143V145H65V149H64V151H62V152H57V151H55V150H53V149H51V147L49 148L48 147V149H50V150H53V151H51L50 152V155H49V159H52V158H54L55 156H52L51 154L52 153H55V152H57L56 154H58V153H61L60 154V156H62L63 158L60 160V161H58L57 162V164H58V168L57 169H55V173H54V175H53V172L51 171V170H47L48 172H50V175H53V176H55L54 178H55V182L53 181L54 179L52 178L53 176H51V180L53 181L52 183H55L56 184V186H57V191L56 192H54L53 194H55L56 195V197L58 198V200H57V203H59V204H57V203H55L56 202V200H51L52 199V197H53V194H51L52 195V197L50 198V197H43V195H42V192H43V190H41L42 192L41 193H39V194H41L39 197L42 199V201H39V197H33V196H35V195H33V196H31V194H30V192H32L30 189V192L29 193H27V195L23 192V187L18 183H13V182H10L9 180H8V178L6 179L8 182H6L5 184L6 185H8V187L10 188V192H11V190H13L14 191V194L16 193V194H19L17 197H15V196H12L11 194H9L8 193V189L5 191H3V189L1 188L0 189V196L1 195H3V196H5V198H6V195H7V200L9 201V200H12L14 197H15V199L16 198H20L22 201H21V203H19V206H21L22 204L23 205H26L25 207H27V208H25V210L23 211V213L22 212H19V213H21L22 214V216H23V218L24 219H28V220H30V219H32V220H39V221H41L42 222V220H44L43 218H45V217H52L56 222H58L59 223V226L60 225H62L61 227H63V226H65V227H69V228H72V229H74L75 228V230H76V227H78L79 225L76 223V222H79V218H82V220H83V218H85V219H87L86 217H88L89 215H91L90 214V211L88 210V208H87V206H86V204L84 203H82V202H80L79 200H80V198L82 199V198H84V196L82 195V190L84 189V187H83V185L86 183V181H87V179H88V177H91V175H96V173H98L99 171L98 170H100V168L101 167H105V168H107V167H111V166H113L114 164L113 163H115L114 161H115V156L113 155V152H114V150L119 146H117V142L120 140L121 141V137H120V135H116V136H114L113 135V132H115V130H113V129H106V128H108L109 126H108V122L106 123V121L104 122V123H100L99 124ZM120 125V124H119ZM127 125V124H126ZM125 125V126H126ZM131 125V124H130ZM215 125V126H216ZM31 126V125H30ZM29 126V127H30ZM34 126H36V125H34ZM63 126V127H64ZM85 126H86V124H85ZM89 126V125H88ZM106 126H108V127H106ZM122 126V125H121ZM120 126V127H121ZM140 126V125H139ZM142 126V125H141ZM206 126V125H205ZM215 126H214V129H215ZM60 127V126H59ZM80 127V126H79ZM106 127V128H105ZM119 126H117L116 128L117 129H119L118 128ZM194 127V126H193ZM211 127V126H210ZM210 127H209V129H210ZM217 128V132H218V130H220V128ZM2 128V127H1ZM0 128V129H1ZM46 128V127H45ZM83 128V127H82ZM162 128H163V126H162ZM196 128V127H195ZM43 129V131L41 132V133H44V132H46V131H48V130H46V129H44V128H42ZM131 129V128H130ZM194 129V128H193ZM227 129V128H226ZM158 130V129H157ZM205 130V129H204ZM1 131H2V129H1ZM124 131V130H123ZM126 131V130H125ZM171 131V130H170ZM221 131H219V132H221ZM228 131V129L226 130V132ZM37 132V131H36ZM66 132V131H65ZM86 132H84L85 134H86ZM111 132V133H110ZM116 132H117V130H116ZM134 132V131H133ZM140 132V131H139ZM157 132V131H156ZM160 132V131H159ZM205 132H206V130H205ZM208 132H209V130H208ZM211 132V131H210ZM225 132V130H224V134L225 135H227L228 133H226ZM1 134H2V132H0ZM37 133H39V132H37ZM83 133V132H82ZM81 133V134H82ZM83 133V134H84ZM163 133V132H162ZM164 133H165V131H164ZM163 133V134H164ZM204 133V132H203ZM72 134H74L73 136H71ZM84 134V135H85ZM111 134L114 136H112L113 137V141L111 142ZM137 134H138V132H137ZM193 135H195L194 133H192ZM197 134V133H196ZM209 134V133H208ZM216 134V133H215ZM219 134V133H218ZM218 134L215 136V138H216V140L217 141H220V142H222L225 138L223 137V135L220 137V136H218ZM34 135H36V134H34ZM41 135V134H40ZM44 135V134H43ZM45 135H48V133H46ZM50 135V134H49ZM87 135V134H86ZM199 135V134H198ZM219 135H221V134H219ZM233 135L231 136V134H230V136L231 137H233ZM237 135H235L236 136V138H237ZM67 136L69 137V138H67ZM71 136V137H70ZM157 138H158V136H159V134L158 135H155ZM162 136H165V135H162ZM196 136V135H195ZM204 136V135H203ZM203 136H201V137H203ZM217 136L220 138V140H218L217 139ZM235 136L233 137V138H235ZM18 137V136H17ZM109 137H110V139H109ZM131 137H132V135H131ZM130 137V138H131ZM138 137V136H137ZM152 137V136H151ZM159 137H161V136H159ZM200 137V138H201ZM226 138H227V136H225ZM228 137H229V135H228ZM200 138H198V139H200ZM212 138H214L213 137V134H212V136H208L207 137V139L205 140V143H206V141H207V144L209 145V147H213V145H210V144H214L213 142H214V140H212ZM82 139V140H81ZM109 139V140H108ZM139 139V138H138ZM161 139V138H160ZM106 140H107V142H109V144L107 145V144H105V142H106ZM137 140V139H136ZM203 140V139H202ZM229 140H231V138H229ZM234 140V139H233ZM233 140L232 141H230V142H227V141H224V143L222 144L221 143V145H222V147H223V149H224V151L223 150H220V144H219V146L217 145V144H215V145H217L218 146V151H215L214 153H215V155H213L214 153H211L209 156L210 157H208V156H206L205 157V154H204V158L201 160V161H203L204 162V166H203V171L205 172V175L206 176H208V177H210V178H212L211 180H213V181H215V185H218V183H220V182H218L219 180H222V179H224V178H222V177H224L225 175H221V166H222V164L223 163H225L227 166L226 167H228L229 166V169L230 168H232L234 165L233 164H235V166H236V168L235 167H233L232 168V172L233 173H231V172H228L229 171V169H228V174L230 173V174H232L231 175V177L229 176V175H227V178H229L227 181H225V179H224V181L222 180V182H223V184L225 185V187H224V185H221V183L219 184V186L222 188H220L219 186V190L221 189V191H222V194H226V196L228 195V197H231V198H233V200L232 201H234V199L236 200V202L237 203H239V204H241V203H246V202H248V203H250L251 205H254L255 207L257 206V208H258V205H259V210L258 211H262V210H264V205H262V204H260V202H261V200L262 199H264V198H262V199H260V197H264V196H259L260 194H262V193H257V192H261V190H260V188H258L257 190H259V191H257L256 190V188L255 187H259L258 185H259V183H256V181H255V183H254V181H252V175H253V173L250 171V169H248V167L247 166H249V161L247 160L246 161V159H244L243 158V156H242V158L240 157V155H237V153L238 152H240L239 150H238V148H237V146L239 145V143H233ZM139 141V140H138ZM156 141V140H155ZM152 142H153V140H152ZM162 142H164L163 140H161V143ZM198 142H201V140L200 141H197L196 142V144L198 143ZM219 142V143H220ZM112 143V144H111ZM156 143V142H155ZM159 143V142H158ZM153 144V143H152ZM195 144V145H196ZM199 144V143H198ZM204 144V143H203ZM202 143H201V147H202V145H203ZM243 144V143H242ZM244 144V145H245ZM135 145V144H134ZM150 145V144H149ZM205 145V144H204ZM246 145V146H247ZM217 146H215V148L217 149ZM245 146V147H246ZM248 146V147H249ZM191 147V146H190ZM208 147V148H209ZM221 147V148H222ZM124 148V147H123ZM138 148V147H137ZM206 149H207V147H205ZM239 148L241 149L242 148V146H241V143H240V145H239ZM253 148V147H252ZM38 149H40L41 150V148H38ZM46 149H47V147H46ZM119 149H121L120 148V146H119V148H118V150ZM150 149V148H149ZM205 149V150H206ZM211 150H212V148H210ZM215 149V150H216ZM243 149H244V146H243ZM242 149V150H243ZM45 150V149H44ZM133 150V149H132ZM138 150V149H137ZM136 149H135V151H137ZM208 150V149H207ZM220 150V151H219ZM242 150H241V152L240 153H243L242 152ZM251 150V147H250V149H249V151ZM59 151H61V150H59ZM120 151V150H119ZM139 151V150H138ZM210 151V150H209ZM116 152V151H115ZM192 152V151H191ZM206 152V151H205ZM212 152V151H211ZM253 152H255L254 150H253ZM132 153H133V151H132ZM199 153V152H198ZM250 153H252V151H250ZM43 154H45V156L47 157L48 155H46V151L43 153ZM118 154V153H117ZM197 154V153H196ZM208 154V153H207ZM239 154V153H238ZM2 156H5V158H9L8 157V154L6 155V153H0V157H2ZM35 156V155H34ZM38 156V155H37ZM135 156V155H134ZM213 156H215V157H213ZM118 157V156H117ZM200 157V156H199ZM259 157V156H258ZM257 157V158H258ZM260 157H261V155H260ZM23 158V157H22ZM39 158V157H38ZM133 158V157H132ZM49 159H47V160H49ZM180 159V158H179ZM158 160V159H157ZM180 160H182V157H181V159ZM196 160H197V158H196ZM40 161H41V158H40ZM159 161V160H158ZM158 161H156L155 160V162H157L158 163ZM182 161H184V160H182ZM193 161V160H192ZM195 161V160H194ZM193 161V162H194ZM199 161V160H198ZM200 161V162H201ZM7 162V161H6ZM24 162V161H23ZM35 163H34V166H33V163H29V164H27V166H25V173L26 172H30V171H32V169L33 170H38V172L40 171V172H42V173H44L43 172V170H44V168H45V166H46V168H49V166L51 167V164L53 165V163L55 164L56 162H52V163H48L47 164V161H46V163L45 162H43L42 163V161L41 162H36V161H34ZM50 162V161H49ZM135 162V161H134ZM160 162V161H159ZM247 162V163H246ZM151 163V162H150ZM182 163V162H181ZM156 164V163H155ZM261 164V163H260ZM116 165V164H115ZM157 165V164H156ZM15 166V167H14ZM13 166V164L11 163V165L10 164H8V163H4V165H3V169L6 171V170H8L9 172H12V171H14V170H16L17 171V167H16V165H14ZM117 166V165H116ZM225 165L223 164V168H225L224 167ZM247 167V168H246ZM154 168V167H153ZM157 168H158V166H157ZM2 169V170H3ZM97 169V171H95V170ZM102 169V168H101ZM227 169V168H226ZM249 170L248 172H249V174H248V172H246L247 170ZM103 170H105V169H103ZM107 170V169H106ZM110 170V169H109ZM161 170V169H160ZM160 170H158V171H160ZM231 170V169H230ZM19 171V170H18ZM44 171H46V169L44 170ZM101 171V170H100ZM111 171V170H110ZM154 171V170H153ZM157 170H155L154 172H156ZM162 171V170H161ZM223 171V174H226V173H224L225 172V169H223L222 170ZM0 172H1V170H0ZM7 172V171H6ZM52 172V173H51ZM96 172V173H95ZM102 172V171H101ZM107 172V171H106ZM145 172V171H144ZM154 172H152V174L154 173ZM163 172V171H162ZM204 172H202L203 173V175H204ZM251 172V173H250ZM103 173V172H102ZM160 173V172H159ZM159 173H158V175H159ZM19 174L21 175V174H23V172H22V170L20 171V172H18V173H13L12 175H18V177H20L19 176ZM1 175V174H0ZM201 176V174H200V177H204V176ZM3 176V175H2ZM22 176V175H21ZM143 176H144V174H143ZM168 176V175H167ZM220 176H222V177H220ZM254 176V175H253ZM256 176V175H255ZM13 177H15V178H17V176H13ZM104 177H106V175H104ZM111 177V176H110ZM116 177V176H115ZM173 177V176H172ZM98 178V177H97ZM199 178V177H198ZM220 178H222V179H220ZM226 178V177H225ZM4 179H5V177H4ZM23 179V178H22ZM90 179V178H89ZM197 179V178H196ZM204 179H205V177H204ZM91 180H93V179H91ZM106 180V179H105ZM105 180H103V182L105 181ZM20 181V180H19ZM27 181V180H26ZM26 181H25V183H26ZM198 181V180H197ZM209 181V180H208ZM23 182V181H22ZM218 182V183H217ZM259 182V181H258ZM21 183V182H20ZM24 183V182H23ZM116 183V182H115ZM253 183V184H252ZM4 184V185H5ZM106 184V183H105ZM108 184V183H107ZM110 184H111V182H110ZM114 184V183H113ZM113 184H112V187H106V189L105 188H102L101 187V189H100V191H99V195L101 194V196L99 197L100 198V201H99V203L100 204H103V205H101V207L102 206H104V209L103 210H105V211H103V212H105L106 213V211H107V209H105V207H110L109 205H110V203H111V200H114V197H116V195H117V193L120 191V188H119V185H116V184H114V186H113ZM181 184V183H180ZM211 184V183H210ZM254 184H256L257 186H253ZM5 185V186H6ZM25 184H23V186H24ZM137 185V184H136ZM157 185V184H156ZM155 185V186H156ZM182 185V184H181ZM21 186V187H20ZM51 186V185H50ZM55 186V187H56ZM85 186V185H84ZM106 186H110V185H106ZM1 187V186H0ZM52 187H54V185L52 186ZM105 187V186H104ZM207 187V186H206ZM223 187H224V189H223ZM83 188V189H82ZM157 188V187H156ZM27 189V188H26ZM40 189V188H39ZM39 189H38V191H39ZM48 189H49V187H48ZM52 189V188H51ZM218 189V188H217ZM35 190V189H34ZM195 189H193V191H194ZM219 190H216V191H219ZM224 190H226V191H224ZM12 191V192H13ZM25 191V190H24ZM223 191L225 192V193H223ZM3 192H4V194H3ZM8 194H7V193ZM51 192H53V190H50V193ZM57 192L59 193V194H57ZM170 192V191H169ZM227 192V193H226ZM220 193V192H219ZM13 194V195H14ZM32 194H34V193H32ZM45 194V193H44ZM102 194H104V195H102ZM161 194V193H160ZM221 194V193H220ZM25 195V196H24ZM38 195V194H37ZM45 195H47V194H45ZM50 195V196H51ZM54 195V196H55ZM97 195V194H96ZM95 195V196H96ZM126 195V194H125ZM98 196V195H97ZM97 196H96V198H97ZM2 197V196H1ZM0 197V200L1 201H4L5 200V198H4V200H3V197L1 198ZM60 197H62V200L60 199ZM160 197V196H159ZM222 197H224V196H222ZM56 198V199H57ZM95 198V197H94ZM93 198V199H94ZM98 198V199H99ZM113 198V199H112ZM174 198V197H173ZM258 198V199H257ZM15 199H14V201H15ZM19 199V200H20ZM64 199V200H63ZM127 198H124V200H123V202L121 203V206H120V208H122V211L121 212H123L122 213V215H120V217H119V219L118 220H116L115 221V223L113 224V233L115 232V234L114 235H112V233H111V235L109 234H107V232L108 233H110L109 231H110V229H109V231L108 230H105L106 232V236L105 237H103L102 239V241H104V240H106V239H104V238H107L108 236H110V238H112L113 240H109L108 241V238H107V241L106 242H108V246H109V243L110 242H112V245H110V246H112V247H107V244H106V246L104 247V244L106 243L105 241V243L104 244H102L103 245V247H104V249H106V248H108V249H106V250H108L109 251V248L111 249H113V247H114V249L115 250H117L118 249V251L117 252H115L116 253V259H122V260H124V258L122 257V258H120L121 257V255L122 256H126L125 254H126V252H127V254L129 255V258L130 259H132L131 258V256H132V254H133V258L135 257L136 258V255L138 256V252H134V253H130V251H136V250H139L140 251V249L142 250V249H144L143 250V252L147 255L148 254V252L146 251V250H148V248L150 247V246H152V247H150V249L151 248H154L155 247V245H156V247H157V245H158V242L160 243V241H158L157 242V239H158V237H156V236H160V235H162V234H160V235H158V233L156 232H154L155 231V229L156 228H158V226H157V223H159L158 222V219H154L153 221H151L152 219L149 217V218H143V213L145 212H143V211H140L141 209H142V206H143V204L140 206V208H137L136 206H133L132 205V202H131V200H130V198H128L127 200H126ZM170 199V198H169ZM95 200V199H94ZM120 200V199H119ZM193 200V199H192ZM139 201V200H138ZM159 201H161V199H159ZM164 201H166V200H164ZM167 201H168V199H167ZM240 201V202H239ZM257 203H256V202ZM260 201V202H259ZM2 203V202H1ZM36 203H42L43 205H42V208L41 209H39L38 211H34L33 209H29L30 208V206H33L34 204H36ZM98 203V204H99ZM144 203V202H143ZM170 203V202H169ZM232 203H235V201L234 202H232ZM262 203V202H261ZM93 204H95V205H97V202L96 203H94V201H93ZM137 203H135V205H136ZM160 204H163V203H161L160 202ZM174 204V203H173ZM238 204V205H239ZM258 204V205H257ZM18 205V204H17ZM17 205L15 204V207H17ZM233 205V204H232ZM250 205V206H251ZM260 205H261V207H260ZM1 206L2 205H0V208H1ZM13 206H14V204H13ZM56 206H58V207H63V208H61L60 209V211L59 212H61V213H64V214H66V215H61V216H56V214H57V211H53L54 210V207H56ZM235 206V205H234ZM22 207H24V206H22ZM35 207V206H34ZM95 207H98L99 208V206L97 205V206H95ZM236 207V206H235ZM238 207H240V206H238ZM242 207H245V204H244V206L242 205ZM247 207V206H246ZM14 208V207H13ZM91 208V206H89V209ZM93 208H94V206H93ZM98 208H94L95 210L96 209H98ZM103 208V207H102ZM119 208V207H118ZM252 208L254 209V207L252 206ZM251 208V209H252ZM2 209V208H1ZM27 209V210H26ZM93 209V210H94ZM149 209V208H148ZM250 209V208H249ZM252 209V210H253ZM31 210H33V211H31ZM41 210V211H40ZM94 210V211H95ZM98 210H101V208L100 209H98ZM108 210H112V207H110ZM121 210V209H120ZM119 210V211H120ZM92 211V210H91ZM93 211V212H94ZM97 211V210H96ZM95 211V212H96ZM109 211V212H110ZM118 211V212H119ZM249 211H251V210H249ZM257 211V212H258ZM15 212H17V210H15ZM93 212H91L92 213V215H93ZM254 212H255V210H254ZM257 212H256V214H257ZM6 213V212H5ZM18 212H17V214H19ZM101 213V212H100ZM108 213V212H107ZM110 213H113L112 211L110 212ZM110 213H108V216H109V214ZM259 213H261V212H259ZM95 214V213H94ZM114 214V213H113ZM156 214V213H155ZM159 214V213H158ZM262 214H264V213H262ZM261 214V215H262ZM6 215V214H5ZM8 215V214H7ZM6 215V216H7ZM14 215H16V213H14ZM13 215V216H14ZM20 215V214H19ZM112 215V214H111ZM10 216H12V214L11 215H9V218H10ZM18 216V215H17ZM22 216H19L20 218L19 219H21V217ZM94 216V215H93ZM106 216V215H105ZM114 216V215H113ZM159 216V215H158ZM259 216V215H258ZM117 217V216H116ZM214 217V216H213ZM254 217H255V215H254ZM8 218V217H7ZM14 217H12L11 219H13ZM17 218V217H16ZM22 218V219H23ZM76 218V219H75ZM158 218V217H157ZM250 218V217H249ZM252 218V217H251ZM256 219H257V216L255 217ZM0 219H2V218H0ZM15 219V218H14ZM18 219V220H19ZM74 219H75V221H74ZM151 219V220H150ZM241 219V218H240ZM81 220V219H80ZM88 220V219H87ZM97 220V219H96ZM95 220V221H96ZM101 220V219H100ZM99 220V221H100ZM217 220V219H216ZM215 220V221H216ZM247 220V219H246ZM250 220V219H249ZM248 220V221H249ZM10 221V220H9ZM21 221V220H20ZM105 221V220H104ZM114 221V220H113ZM238 221H239V219H238ZM244 221V220H243ZM12 222V221H11ZM98 222V221H97ZM80 223V222H79ZM101 223V222H100ZM175 223V222H174ZM179 223V222H178ZM240 223V222H239ZM84 224H86V222L84 223ZM160 224V223H159ZM170 225H169V228L170 227H173L174 225H172L171 223H169ZM180 224V223H179ZM244 224V223H243ZM246 224V223H245ZM156 225V226H155ZM230 225V224H229ZM249 225H250V223H249ZM10 226V225H9ZM8 226V227H9ZM74 226V227H73ZM80 226H81V229L84 227V226H82L81 224H80ZM178 226V225H177ZM180 226V225H179ZM178 226V227H179ZM181 226H182V229H181ZM179 228H180V230L179 231H174V230H178L179 228L177 227V229H175L174 228V230L173 229H171L170 228V231H169V233H171V231L173 230V232L171 233L172 235H173V238H174V236H182V239H183V235L184 236H188V235H185L186 233H184L183 232V225H181ZM184 226H188V224L187 225H185V223H184ZM246 226H247V224H246ZM251 226V225H250ZM64 227V228H65ZM88 227V226H87ZM168 227V226H167ZM176 227V226H175ZM238 227V226H237ZM244 227H245V225H244ZM248 227V226H247ZM252 227V226H251ZM250 227V228H251ZM152 228H155V229H152ZM169 228L166 230V231H168L169 230ZM185 229H186V227H184ZM229 228H231V227H229ZM233 228H234V226H233ZM239 228V227H238ZM238 228H236V230L238 229ZM243 228V227H242ZM249 228V227H248ZM247 228V230H251L250 228L248 229ZM88 229V228H87ZM86 229V226H85V229H83L82 231L84 232V230L86 231L87 230ZM89 229H90V226H89ZM96 229V228H95ZM94 229V230H95ZM188 229V228H187ZM224 229H227V230H229L228 229V227L227 228H224ZM244 229V228H243ZM4 230H6V229H4ZM21 230V229H20ZM24 230V229H23ZM32 230V229H31ZM30 230V231H31ZM56 230V229H55ZM70 230V229H69ZM68 230V231H69ZM99 230V229H98ZM152 230V231H151ZM154 230V231H153ZM157 230V229H156ZM164 230V231H165ZM226 230V231H227ZM235 230V231H236ZM240 230V229H239ZM239 230H237V231H239ZM252 230H253V228H252ZM43 231V230H42ZM151 231V232H150ZM158 231V230H157ZM188 231H189V229H188ZM242 231V230H241ZM243 231H245V229L243 230ZM46 232V231H45ZM49 232V231H48ZM66 232H67V230H66ZM70 232V231H69ZM73 232V231H72ZM76 232H78V231H76ZM89 232V231H88ZM94 232V231H93ZM93 232L90 234V235H92L93 234ZM102 232H104V231H102ZM112 232V231H111ZM152 232H154L155 233V235H154V233H152ZM160 232V231H159ZM182 232L184 233V234H182ZM246 232V231H245ZM249 232H251V231H249ZM71 233V232H70ZM84 233H86V232H84ZM90 233V232H89ZM88 233V234H89ZM95 233H97V232H95ZM163 233V232H162ZM169 233H167V234H164V235H167L168 236V234ZM237 232H235V234H236ZM24 234V233H23ZM45 234V233H44ZM51 234V233H50ZM56 234H57V232H56ZM243 234H244V232H243ZM35 235V234H34ZM79 235V234H78ZM82 235V234H81ZM94 235V234H93ZM93 235H92V237H93ZM103 235H105L104 233H103ZM152 235H154V236H152ZM163 235V236H164ZM251 235V234H250ZM1 236H4V235H1ZM33 236V235H32ZM43 236V235H42ZM69 236V235H68ZM96 236V235H95ZM94 236V237H95ZM111 236H113V237H111ZM190 236H192V235H190ZM226 236V235H225ZM229 236V235H228ZM236 236V235H235ZM246 236H247V234H246ZM18 237V236H17ZM25 237V236H24ZM30 237V236H29ZM28 237V238H29ZM39 237V236H38ZM44 237V236H43ZM88 237H89V235H88ZM101 237V236H100ZM154 237H156L155 238V240H154V242H153V239H154ZM166 237V236H165ZM165 237H160L159 239H162V240H164L165 239ZM240 237H242V236H240ZM36 238V237H35ZM42 238V237H41ZM68 238V237H67ZM109 238V239H110ZM164 238V239H163ZM173 238L171 237V239L173 240ZM178 238V237H177ZM236 238H238V237H236ZM1 239V238H0ZM6 239V238H5ZM22 239H23V237H22ZM43 239V238H42ZM69 239V238H68ZM67 239V240H68ZM70 239H71V237H70ZM81 239H82V237H81ZM99 239V238H98ZM158 239V240H159ZM166 239H168L167 237H166ZM170 239V238H169ZM168 239V240H169ZM30 240V239H29ZM38 240V239H37ZM96 240H97V238H96ZM2 241V240H1ZM8 241V240H7ZM15 241V240H14ZM31 241V240H30ZM79 241V240H78ZM98 241H101V240H98ZM101 241V242H102ZM174 241V240H173ZM179 241H181L180 239H179ZM23 242V241H22ZM37 242V241H36ZM41 242V241H40ZM65 242H67V241H65ZM155 242H156V244H155ZM163 242V241H162ZM165 242V241H164ZM166 242H168L167 240H166ZM2 243H4V242H2ZM68 243V242H67ZM66 243V244H67ZM70 243V242H69ZM68 243V244H69ZM75 243V242H74ZM73 243V244H74ZM174 243V242H173ZM180 243V242H179ZM9 243H7V245H8ZM10 244H12L11 242H10ZM19 244V243H18ZM27 244V243H26ZM29 244H31V243H29ZM61 244H62V242H61ZM80 244V243H79ZM91 244V243H90ZM111 244V243H110ZM147 244V245H146ZM162 244V243H161ZM178 244V243H177ZM182 244V243H181ZM4 245V244H3ZM14 245V244H13ZM21 245H23V244H21ZM24 245H25V243H24ZM24 245L22 246V247H24ZM56 245V244H55ZM54 245V246H55ZM64 245V244H63ZM62 245V246H63ZM72 245V244H71ZM70 244L68 245V246H71ZM88 245V244H87ZM93 245H95V244H93ZM154 245V246H153ZM160 245V244H159ZM163 245H165L164 243H163ZM168 245L169 246H171L170 245V243H168ZM26 246V245H25ZM79 246V245H78ZM83 246V245H82ZM86 246V245H85ZM84 246V247H85ZM97 246V245H96ZM125 246V247H124ZM11 247H12V245H11ZM17 247V246H16ZM19 247V246H18ZM28 247H29V245H28ZM41 247V246H40ZM60 247V246H59ZM67 247V246H66ZM72 247V246H71ZM70 247V249L71 250H74L75 251V249L72 247L71 248ZM81 247V246H80ZM93 247V246H92ZM102 247V248H103ZM127 247V248H126ZM159 247V246H158ZM161 247V246H160ZM164 247V246H163ZM27 248V247H26ZM25 248V249H26ZM33 249H35V247L33 246L32 247ZM38 248V247H37ZM55 248V247H54ZM63 248V247H62ZM64 248H65V246H64ZM69 248V247H68ZM67 248V249H68ZM82 248V247H81ZM94 248L95 249H98V247L96 248L95 246H94ZM94 248H93V250H94ZM147 248V249H146ZM262 248H264V247H262ZM5 249V248H4ZM16 249V248H15ZM18 249V248H17ZM20 249V248H19ZM57 249L58 248H56L55 250L57 251ZM61 249V248H60ZM86 249V248H85ZM85 249H82L83 251H81V249L79 248V250L81 251L80 252V254H82V253H86V257H88V256H90V254L87 256V252H85ZM112 250V251H115V250ZM146 249V250H145ZM149 249V250H150ZM156 250H154V249H152V250H154L153 252H155V251H157V248H155ZM6 250V249H5ZM21 250H22V248H21ZM37 250V249H36ZM69 250V249H68ZM79 250H78V253H79ZM90 250V249H89ZM148 250V251H149ZM151 250V251H152ZM262 250H264V249H262ZM4 251V250H3ZM11 251V250H10ZM18 251V250H17ZM34 251V250H33ZM47 251V250H46ZM63 251V250H62ZM76 251H77V249H76ZM99 251V250H98ZM100 251H101V248H100ZM132 251V252H133ZM166 252H167V250H165ZM164 251V252H165ZM14 252V251H13ZM30 252V251H29ZM39 252V251H38ZM65 252V251H64ZM66 252H68V251H66ZM72 252V251H71ZM94 252H95V250H94ZM129 252V253H128ZM143 252H142V254H141V251L139 252L140 253V256L141 255H143ZM164 253V256L166 255L167 256V253ZM16 253V252H15ZM14 253V254H15ZM19 253H20V250H19ZM25 253V252H24ZM51 253V252H50ZM63 253V252H62ZM73 253H76V252H72V254ZM99 253V252H98ZM111 253V252H110ZM115 253H113V255L115 254ZM119 254V258H118V254ZM124 253V254H123ZM149 253H151V252H149ZM156 254H159V252H155ZM6 254H8V253H6ZM6 254H5V256H6ZM112 254V253H111ZM144 254V255H145ZM154 254V253H153ZM156 254H154L155 256H156ZM4 255V254H3ZM10 255V254H9ZM40 255V254H39ZM43 255V254H42ZM70 255H71V253H70ZM76 255H78V254H76ZM93 255V254H92ZM151 255V254H150ZM18 256V255H17ZM36 256H37V254H36ZM46 256V255H45ZM67 256H69V255H67ZM79 256H81V255H79ZM83 256V255H82ZM81 256V257H82ZM85 256V255H84ZM94 256V255H93ZM148 256H149V254H148ZM147 256V257H148ZM154 256V257H155ZM166 256L164 257V258H166ZM72 257V256H71ZM70 256H69V258H71ZM77 257V256H76ZM95 257V256H94ZM108 257V256H107ZM110 257H111V255H110ZM159 257H160V254H159ZM27 258H29V257H27ZM68 258V259H69ZM74 258H75V254H74ZM79 258V257H78ZM96 258V257H95ZM113 258V257H112ZM128 257H126L125 258V260L127 259ZM161 258V257H160ZM159 258V259H160ZM6 259V258H5ZM85 259H88V258H85ZM90 259V261L92 260V257H90L89 258ZM104 259V258H103ZM114 259V258H113ZM129 259V260H130ZM156 259H157V257H156ZM2 260V259H1ZM14 260V259H13ZM72 260H73V257H72ZM76 260V259H75ZM83 260V259H82ZM111 260V259H110ZM109 260V263L112 261H110ZM158 260V259H157ZM207 260V259H206ZM8 261V260H7ZM12 261V260H11ZM66 261V260H65ZM94 261L95 260H93V263H94ZM101 261H103V260H100V262ZM118 261V260H117ZM116 261V262H117ZM120 261V263H121V260H119ZM131 261V260H130ZM136 261H137V259H136ZM145 261V260H144ZM159 261V260H158ZM251 261V260H250ZM20 262V261H19ZM75 262V261H74ZM81 262H83V261H81ZM88 262H89V260H88ZM88 262L86 263V262H84V264L86 263V264H88ZM105 262H107L108 263V260L107 261H105ZM138 262H139V260H138ZM137 262V263H138ZM159 262H161V264H163L162 263V261H159ZM159 262H157V263H159ZM164 262V261H163ZM195 262H196V260H195ZM9 263V262H8ZM62 263V262H61ZM60 263V264H61ZM70 263V262H69ZM90 263V262H89ZM93 263H91V264H93ZM102 263V262H101ZM107 263H105V264H107ZM119 263V262H118ZM136 263V264H137ZM145 263H146V261H145ZM253 262L251 261V264H252ZM11 264V263H10ZM13 264V263H12ZM74 264V263H73ZM80 264V263H79ZM83 264V263H82ZM111 264V263H110ZM114 264H116L115 262H114ZM128 264V263H127ZM140 264H141V262H140ZM164 264H167L166 263V261H165V263ZM248 264V263H247Z\"/></svg>",
	"mask_w": 264,
	"mask_h": 264
}]
</instances>
